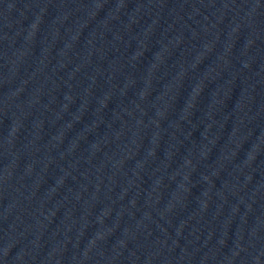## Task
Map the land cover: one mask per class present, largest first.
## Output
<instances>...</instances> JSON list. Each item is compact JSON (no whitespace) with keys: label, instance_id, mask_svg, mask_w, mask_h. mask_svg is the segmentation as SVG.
<instances>
[{"label":"water","instance_id":"obj_1","mask_svg":"<svg viewBox=\"0 0 264 264\" xmlns=\"http://www.w3.org/2000/svg\"><path fill=\"white\" fill-rule=\"evenodd\" d=\"M11 264H264V0H76Z\"/></svg>","mask_w":264,"mask_h":264}]
</instances>
